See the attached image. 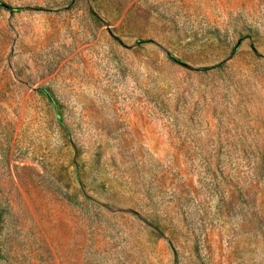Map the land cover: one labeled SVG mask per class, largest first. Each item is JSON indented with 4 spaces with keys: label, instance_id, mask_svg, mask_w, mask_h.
<instances>
[{
    "label": "rangeland",
    "instance_id": "374dc122",
    "mask_svg": "<svg viewBox=\"0 0 264 264\" xmlns=\"http://www.w3.org/2000/svg\"><path fill=\"white\" fill-rule=\"evenodd\" d=\"M0 264H264V0H0Z\"/></svg>",
    "mask_w": 264,
    "mask_h": 264
}]
</instances>
